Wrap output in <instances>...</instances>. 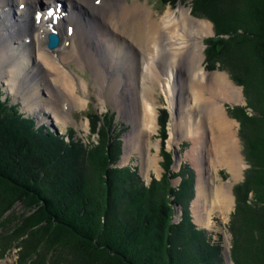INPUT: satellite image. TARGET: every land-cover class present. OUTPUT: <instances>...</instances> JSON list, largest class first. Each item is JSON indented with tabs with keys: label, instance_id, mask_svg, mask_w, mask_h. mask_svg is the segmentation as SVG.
<instances>
[{
	"label": "trees",
	"instance_id": "16d2710c",
	"mask_svg": "<svg viewBox=\"0 0 264 264\" xmlns=\"http://www.w3.org/2000/svg\"><path fill=\"white\" fill-rule=\"evenodd\" d=\"M190 1L195 15L213 19L206 58L233 70L250 111L231 110L248 164L233 186L231 258L264 264V0H229L230 10L219 6L225 0ZM16 106L0 98V231L10 233L0 238V253L15 246L19 264H222L218 244L188 214L193 171L185 164L170 171V151H160V177L144 183L116 164L121 141L112 118L80 159L82 143L33 128ZM173 201L182 206L179 221L172 220Z\"/></svg>",
	"mask_w": 264,
	"mask_h": 264
},
{
	"label": "bare ground",
	"instance_id": "6f19581e",
	"mask_svg": "<svg viewBox=\"0 0 264 264\" xmlns=\"http://www.w3.org/2000/svg\"><path fill=\"white\" fill-rule=\"evenodd\" d=\"M19 1H23L25 4L22 8L17 9L13 3ZM54 1L0 0V76L9 80L10 85H19V90L22 88L25 91L24 97L26 95L27 98L24 99L27 103L42 98L39 95L40 91L44 95L43 106L50 109L56 118H64L59 114L63 98L57 95L51 85V81L61 83L62 80L68 82L70 79H74L70 71L64 69V66L75 61L80 65L92 67L95 83L103 86L105 83L102 81V75L110 68L115 69L117 73H113L110 83L107 85L108 89L103 102L111 100L119 104L118 106L128 104L132 101L130 86L134 83L136 103L132 112L138 113L137 118L140 125H137L135 120L137 129L131 135L130 143L132 149H134L133 147L140 148L143 135L150 134L149 132L154 127L155 102L151 100L150 94L154 91L156 83L159 82V74H161L160 70L156 71L154 67L153 73L146 76L147 65L158 57L160 59L163 57L167 61L168 70L163 71L166 77L164 88L170 94V85L173 80L175 81V77L169 66H174L173 63L177 65L183 62L186 65L188 75L192 77L191 82L194 87L185 91L186 98L192 99V102L185 104L184 100L183 106L185 105L184 110L186 111H180L181 114L184 113L185 117H188V122L187 119L185 122L183 121L185 127H189L194 121L191 119L190 124L189 112L195 111L197 104L201 107L207 103L204 107V116L213 130L211 162L226 166L235 179L240 175L243 162L237 148L232 120L227 118L220 106L216 105V101H212L213 98L211 100L201 95L203 93L201 89L207 91L206 88H203L206 85L203 78L207 74L201 64L203 59L201 40L202 36L209 32V21L193 18L188 13V9L184 7L180 8L177 17L168 10L158 20V17L151 14L147 6L136 1H125V3L118 4V0H60L63 4L62 9L66 10L67 13L55 24H52L60 37V41L55 47L47 48L45 35L48 28L45 26V22L49 20L40 17L38 23L33 24L32 15L34 11L30 12V10L36 5H43L42 7H44L47 3L50 4ZM118 6L121 12L117 18ZM70 21H73L74 25L81 30L82 45L87 48V59L85 50L82 52V58L79 57L81 49L74 28L69 35L65 32L64 23L69 24ZM13 24L19 27L15 28ZM25 35H29L27 40L22 38ZM163 45L166 50H163ZM28 47H33L32 51H35L36 56L33 61L30 59V64L27 63V58H31ZM117 49L119 50L118 54L115 53ZM52 51L56 52V55L51 54ZM10 56L17 59L13 60ZM35 61H40L41 66L37 68L34 64ZM126 62L129 63L126 64ZM17 63L23 64L18 66L23 68L22 75L24 76L19 75L21 70L15 66ZM17 79L18 81H16ZM191 82L188 83L190 86ZM211 83L213 84L211 89L207 88L212 94L211 97H220L226 94V97L235 101L241 95L239 89L231 83L224 72H214ZM184 84L183 82L182 87ZM188 84L185 85L188 86ZM64 87L70 92L77 88L76 86L71 87L69 84L64 85ZM137 88L143 97L140 96L139 98ZM116 90L121 92L111 96L112 91L115 92ZM179 91L181 96L182 90ZM169 94L167 95L170 101ZM171 95H173V91ZM72 102L74 105H70V112L85 101L76 93L72 94ZM170 102L172 105V101ZM64 110L66 111V107ZM199 127L197 126V128ZM190 130L191 128L187 130L186 134L195 133L193 129L189 132ZM192 138H194L192 156L197 162L199 158L197 147L201 143V138H196L194 135ZM145 160L149 165H152L155 162V154H149ZM198 174L199 190L193 204V212L196 223L207 226L210 223L209 214L213 207H219L223 212L232 203L233 196L230 191L232 185L231 183L221 186L216 184L215 190H209L207 177L204 175L206 174L205 170L201 169ZM201 181L202 183H200ZM209 198L212 199V209L206 210L202 208V204L204 201L207 203L211 201ZM0 264L6 263L0 261ZM8 264H12V262L10 261Z\"/></svg>",
	"mask_w": 264,
	"mask_h": 264
},
{
	"label": "rangeland",
	"instance_id": "374dc122",
	"mask_svg": "<svg viewBox=\"0 0 264 264\" xmlns=\"http://www.w3.org/2000/svg\"><path fill=\"white\" fill-rule=\"evenodd\" d=\"M125 1L132 2H140L147 6L150 9L151 14L158 17V20H160V16L164 15L168 10L170 12H173L176 17L179 15L180 8L184 7L188 9V13L196 19H203L210 22V29L209 32L204 34L202 36V54L203 59L201 61L202 67L204 68L207 75L203 78L205 82V86L203 88L207 91H203L201 95L208 97L209 99L216 101V105L220 106L223 113L225 112V115L227 118L232 120L233 123V132L237 139V148L239 149V153L243 162L242 169L240 171V175L235 179L231 176L230 171H228L227 167L221 164H213L211 161V149H212V133L213 130L210 128V124L208 120L205 118V112L204 107L207 105L205 103L204 106H195V111L192 112V110L189 112L190 120H194L189 127H185L184 124L185 120L188 117H185L184 113H180V111H186L184 110V100L185 104L191 103L192 99L186 98V90H191L193 87V83L191 82V75H188V72L186 71L185 64L183 62H180V64H177L174 66H169L170 71L174 74L175 81L173 80L170 87V94L165 91L164 85L166 81L165 74L163 71L168 70V63L167 61L161 57V59L158 57L153 62L147 65L146 76H150V74L153 73V68H156L157 70H160V80L158 83H156L155 89L151 96V100H154L155 102V110L154 112V127L149 132L148 135H143V138L141 139L140 148L132 149L131 142V135L135 132L137 129V125L139 123V119L137 118L138 113H133V106L135 105V87L134 83L132 86H130V91L132 94V101H130L126 105H120L119 104L108 100L104 101V95L108 89L107 85H109V81L111 80V77L113 73H117L115 69H108L107 72H105L102 75V81H104L105 86L95 83L94 73L93 69L90 66H84L80 65L79 63L75 61H71L70 63L73 64H67L64 66V69L70 71L71 75L74 77V79H70L68 82H65L62 80L61 83L59 82H52L51 85L57 95L63 98L62 105L59 110V114L64 116V118H56L52 111L48 109L47 107L43 106V99L44 95H42L39 91V95H41L42 98H37L33 102L27 103V101L24 99L27 96L24 93L25 91L20 86L16 85H10L9 80L6 78H3V76H0V91L2 92V100H5L8 98V102L11 103H17V108L20 114L25 118L31 119L33 123V128H39L43 127L42 130L46 131L48 134H50L54 139L58 140L62 139L63 142H67V140H73L78 143H82L83 150L80 153V159H83L86 155V150L91 145L95 144L98 141V133L97 128L99 125L102 124L104 121L105 123H108V118H112V124L114 123V127L116 131H120L119 138H120V152L118 159L116 161V164L118 166H129L131 169H133L139 176L140 179L144 181V183L148 182L152 177L153 178H159L161 173L163 172V167L161 166L162 156H161V149H165L167 151H170L172 160L169 166L170 171H177L179 166H182L183 164L187 165L192 171H193V184H192V195L189 201L187 202V210L188 214L190 216L191 221L196 225L198 228H203L206 232V236L208 237L209 241L212 243H217L219 246V250L217 254H219L221 258L222 264H233V259L231 258L230 249H231V233L229 230V225L232 221V213L234 211L235 207V201L233 196V186L239 182L242 181L246 168L248 166L244 154L242 153V141L239 136V121L234 117L233 114H231V110L234 107L241 108L244 112H250L247 108L248 100L244 96L242 91V85L240 83H236L231 78V70L229 67H227L226 63H220L215 62L210 64V61L206 58V51L208 49L206 44V39L208 37L214 36L215 33L213 32V19L210 20L208 17H205L204 14H194L192 10V4L190 0H173L172 2H166L162 3L161 0H118L119 3H125ZM41 4V3H40ZM219 6H222L223 9L228 8L233 9V6H231V2L229 0H225L223 3H218ZM48 5V3L46 4ZM43 6V5H40ZM236 7V6H235ZM235 10V9H234ZM121 10L119 9V6L117 7V18L119 16V13ZM30 15V14H29ZM28 15V16H29ZM30 17V16H29ZM163 21V19H162ZM102 26V25H101ZM103 27V26H102ZM74 32L76 34V39L78 40V44L80 46V54L79 57L82 58V52L83 50L86 51V59H87V48L82 45L83 39L81 38V30L78 28V26L74 27ZM220 36H225L223 33ZM128 45V44H127ZM89 46V45H88ZM28 53L31 54V58H27V63L30 64V59L32 61L36 58L35 51H32L33 48L28 47ZM163 50H166V47L163 45ZM53 55H56V52L52 51L50 52ZM115 53H119V50L117 49ZM17 56V55H14ZM13 60H16V57L10 56ZM229 59H232L229 57ZM139 60V58H137ZM136 60V61H137ZM37 61V60H36ZM35 65L40 67L42 64L40 61L36 62ZM135 61V62H136ZM174 61V60H173ZM134 62V63H135ZM129 62H126V64ZM14 65V64H13ZM23 64L17 63L15 66H17L20 71V76L23 74L24 70L23 68L19 67ZM125 65V63H124ZM83 67H86L83 69ZM83 69V70H82ZM233 69V68H232ZM1 70V67H0ZM104 72V71H103ZM214 72H224L226 77L233 83V85L239 89V93L241 94L240 97L233 101L229 97H226L227 95L224 94V96L220 97H211V93H209L208 89H211V86L213 85L211 83L212 80V74ZM24 76V75H22ZM108 80V81H107ZM18 81V79L16 80ZM183 82L185 84H188L191 82V86L188 84L183 86ZM16 83V82H15ZM69 84L71 87H77L76 89H73L71 92L68 91L64 85ZM174 86V87H173ZM99 88V89H98ZM194 88V87H193ZM208 88V89H207ZM120 89V88H119ZM182 90L181 96L180 91ZM139 91V98L140 96L143 97V94L140 92L139 88H137ZM136 90V91H137ZM173 91V95L172 94ZM121 91H115L110 94L118 95ZM179 92V94H178ZM79 94L80 98H82L83 101H85L80 106L76 107L74 110L70 112V105H74L72 102V94ZM170 96V101L168 99V95ZM222 95V94H221ZM120 96V95H119ZM5 97V99L3 98ZM145 99L147 100L146 96L144 95ZM140 101L142 99H139ZM6 101V100H5ZM143 101V100H142ZM143 104V102H142ZM191 105V104H190ZM183 106V107H182ZM64 107H66V111L64 110ZM203 107V108H202ZM130 108V109H129ZM95 109V111L93 110ZM108 110V112L104 114L97 113L98 111H104ZM136 110V107H135ZM165 111L162 113V111ZM111 113H110V112ZM70 112V113H69ZM93 113V115H91ZM90 115L89 117V124L87 123L86 117ZM108 117V118H105ZM163 117V118H162ZM184 117V118H183ZM135 120L137 121V125L135 123ZM184 121V122H183ZM188 122V119L186 120ZM156 124V126H155ZM89 125V129H88ZM197 126H200L197 128ZM188 128V129H187ZM193 129L195 131L194 134H186L188 132L187 130ZM187 129V130H186ZM199 129V130H198ZM114 130V132H115ZM191 130L189 132H191ZM162 133H164L162 137ZM194 137L201 138L200 147L198 146V160L195 162L194 157L192 156V147H193V140ZM171 141L169 142V140ZM59 141V140H58ZM150 150V152H149ZM175 152V154H174ZM153 155L155 154V162L152 165H149L148 162L145 160V158L149 157V154ZM196 159V158H195ZM200 159V160H199ZM146 161V162H145ZM85 162H83L84 164ZM87 164L81 165V168H86ZM203 169L205 170L206 174H204L207 177V186L210 190H215V185H225L231 183L232 186H230V191L233 196L232 203L226 209L225 211H221L219 207H213L212 209V197L209 198L211 201H209V205L206 201H204V204H202V208L206 210H211L209 214V220L210 223L207 226H204L202 224L196 223L194 212H193V204L197 197V192L199 190L198 185V172ZM179 176L175 175L170 178V184L173 188H176L179 183ZM202 183V181L200 182ZM250 194V193H249ZM209 196V195H208ZM169 199H173V195H168ZM210 197V196H209ZM250 197V196H249ZM246 202V201H245ZM173 203H176L175 208H173L172 213V220L179 221L181 218V211L182 206L179 202L173 201ZM172 203V204H173ZM247 203V202H246ZM211 205V206H210ZM251 205V204H249ZM258 203L255 204V208L258 207ZM209 206V207H208ZM201 207V205H200ZM252 208V207H251ZM175 209V212H174ZM20 211L21 206L19 204L15 205L14 207V214L18 216V220L20 218ZM253 212V211H252ZM8 226L13 227L11 223L8 221L5 222ZM5 226V225H4ZM8 235L10 233H7L6 231H0V238L4 237V235ZM0 261L2 263L8 264L10 261L12 264H19L18 260L16 259V247L10 246L7 250L0 253ZM248 264V262H247Z\"/></svg>",
	"mask_w": 264,
	"mask_h": 264
},
{
	"label": "water",
	"instance_id": "95a60500",
	"mask_svg": "<svg viewBox=\"0 0 264 264\" xmlns=\"http://www.w3.org/2000/svg\"><path fill=\"white\" fill-rule=\"evenodd\" d=\"M55 36H56V35L53 34V33H49V34H48V38H49V39H48V42H47V43L49 44L48 46L52 47V46H54V45L56 44V42H57V41H56V40H57L56 38H57V37L55 38ZM174 154H175V152H174ZM175 205H176V203H173V204H172L173 208H175ZM174 212H175V209H174Z\"/></svg>",
	"mask_w": 264,
	"mask_h": 264
}]
</instances>
